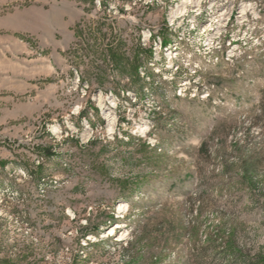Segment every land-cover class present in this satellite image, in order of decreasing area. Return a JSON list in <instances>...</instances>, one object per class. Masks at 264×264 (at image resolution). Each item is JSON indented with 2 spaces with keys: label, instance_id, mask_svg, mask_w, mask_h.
Wrapping results in <instances>:
<instances>
[{
  "label": "rangeland",
  "instance_id": "1",
  "mask_svg": "<svg viewBox=\"0 0 264 264\" xmlns=\"http://www.w3.org/2000/svg\"><path fill=\"white\" fill-rule=\"evenodd\" d=\"M199 1L0 0V264H264V0Z\"/></svg>",
  "mask_w": 264,
  "mask_h": 264
},
{
  "label": "trees",
  "instance_id": "2",
  "mask_svg": "<svg viewBox=\"0 0 264 264\" xmlns=\"http://www.w3.org/2000/svg\"><path fill=\"white\" fill-rule=\"evenodd\" d=\"M194 257L196 263L195 264H207L209 263V259H216L220 258L224 261L225 264H257V262L254 259H246V258H234L231 262H228V259L230 257L227 252H225L224 249L221 250H215L211 246H204L198 249L197 251H194L192 254Z\"/></svg>",
  "mask_w": 264,
  "mask_h": 264
},
{
  "label": "built area",
  "instance_id": "3",
  "mask_svg": "<svg viewBox=\"0 0 264 264\" xmlns=\"http://www.w3.org/2000/svg\"><path fill=\"white\" fill-rule=\"evenodd\" d=\"M199 3V4H198ZM201 2L199 0H197V7L201 6L200 4ZM231 21V15L230 16H226V23H229ZM215 31V30H214ZM218 31V30H217ZM221 34V33H220ZM217 38V34L207 38L204 41V44L202 47L204 48H208V50L217 47V44L219 43ZM182 43V42H181ZM181 46L180 41H175L172 44H169L166 48V51L168 54H172L173 52L178 50V47ZM201 46V45H198ZM161 49H164L163 46L161 47ZM202 50V49H201ZM204 50V49H203ZM199 54L201 53L200 49H198L197 51ZM202 54V53H201Z\"/></svg>",
  "mask_w": 264,
  "mask_h": 264
},
{
  "label": "bare ground",
  "instance_id": "4",
  "mask_svg": "<svg viewBox=\"0 0 264 264\" xmlns=\"http://www.w3.org/2000/svg\"><path fill=\"white\" fill-rule=\"evenodd\" d=\"M178 7H179V9H178L177 7H173V8H172V13H175V12H181V13H183V12L186 10V6H183V4L179 5ZM175 16H177L176 13H175ZM177 18H178V19H177ZM177 18H176L177 20H175V21H178L179 18H181V16H179V17H177ZM172 66H173V65H172V63H171V64L168 65V68H171ZM185 85H186V84H185ZM107 116L109 117L110 114L107 113ZM124 208H125V205H124L123 203L119 204V209H124Z\"/></svg>",
  "mask_w": 264,
  "mask_h": 264
}]
</instances>
